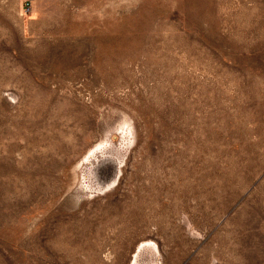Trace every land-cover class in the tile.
Here are the masks:
<instances>
[{"label":"rangeland","instance_id":"rangeland-1","mask_svg":"<svg viewBox=\"0 0 264 264\" xmlns=\"http://www.w3.org/2000/svg\"><path fill=\"white\" fill-rule=\"evenodd\" d=\"M0 264H264V0H0Z\"/></svg>","mask_w":264,"mask_h":264}]
</instances>
